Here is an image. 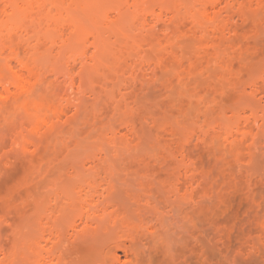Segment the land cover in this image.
Returning a JSON list of instances; mask_svg holds the SVG:
<instances>
[{"label":"rangeland","instance_id":"rangeland-1","mask_svg":"<svg viewBox=\"0 0 264 264\" xmlns=\"http://www.w3.org/2000/svg\"><path fill=\"white\" fill-rule=\"evenodd\" d=\"M0 264H264V0H0Z\"/></svg>","mask_w":264,"mask_h":264},{"label":"bare ground","instance_id":"bare-ground-1","mask_svg":"<svg viewBox=\"0 0 264 264\" xmlns=\"http://www.w3.org/2000/svg\"><path fill=\"white\" fill-rule=\"evenodd\" d=\"M220 3V2H219Z\"/></svg>","mask_w":264,"mask_h":264}]
</instances>
